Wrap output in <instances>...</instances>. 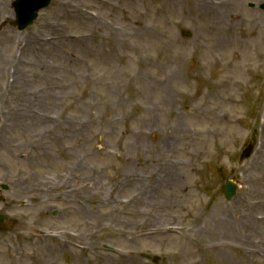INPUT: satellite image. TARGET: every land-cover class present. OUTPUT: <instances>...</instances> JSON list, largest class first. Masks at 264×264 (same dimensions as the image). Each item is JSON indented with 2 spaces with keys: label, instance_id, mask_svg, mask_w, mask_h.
Wrapping results in <instances>:
<instances>
[{
  "label": "rangeland",
  "instance_id": "1",
  "mask_svg": "<svg viewBox=\"0 0 264 264\" xmlns=\"http://www.w3.org/2000/svg\"><path fill=\"white\" fill-rule=\"evenodd\" d=\"M0 1V207L36 232L22 246L35 264H264V0H199L214 7L206 19L190 11L194 0H64L79 19L51 0L23 30L11 25L13 0ZM80 9L103 12L111 27ZM62 34L64 54L29 48ZM229 179L238 188L226 200ZM140 184L150 199L125 206ZM169 194L183 198L170 207ZM158 200L165 207L151 206ZM246 205L260 228L240 229ZM222 206L246 242L214 249L223 234L213 225L151 233ZM59 227L78 231L84 250L39 235Z\"/></svg>",
  "mask_w": 264,
  "mask_h": 264
},
{
  "label": "bare ground",
  "instance_id": "2",
  "mask_svg": "<svg viewBox=\"0 0 264 264\" xmlns=\"http://www.w3.org/2000/svg\"><path fill=\"white\" fill-rule=\"evenodd\" d=\"M1 3L2 2L0 1V4ZM193 3L194 4H191L190 7H189V9H190V11L192 12V14L195 17H199V18L206 19V18H208L212 14V11L210 9L211 8H214V7H211L209 10H204L203 7H202V6H204V7L205 6H208V5L205 4L206 2H204L203 4H200V1L199 0H194ZM209 3L211 4V1L210 0H209ZM76 6H77V4H71V3L65 2L64 0H61L60 3H59V5H58L57 10L59 9V12H61L60 14L63 17H64V15H67L66 16L67 18H69V17L70 18L77 17V19L82 18L83 16L80 13H77V12H69V11H67L65 9V8H67L68 10H72ZM212 6H216V5H212ZM81 11L84 14H86L87 16L89 15V13L87 12V10H86V12H84L83 10H81ZM106 18L107 19H110V17L108 15H106L103 12L99 11V14H98L97 17H95V19H90V18H88V19H90L89 20L90 23H92V24H94L96 26H100L101 27V25H102V29L101 30H106V28L109 29V27H111L110 22H108L106 20ZM53 22H55V21H53ZM132 23L133 24H136V25H139L140 24L139 21H135V22H132ZM53 25H54V27L57 30H60L57 27L58 24L55 26V23H53ZM67 36H64V34H62V35H58V36H54V37L48 38V40H51L52 39L53 41H46L45 39L42 40L41 37H38L37 38V41H38L39 46H38V44H35L36 43L35 41L33 43H31V45H29L28 42L25 45H27V46L29 45L30 46L29 47L30 49H33L34 47L35 48H37V47H39V48L46 47L47 49L49 48V49H53V50L54 49H57L60 52H62V54H64V50L59 45L60 44H66V43H69L70 42L69 41L70 39L68 40L69 42H66L65 40H63ZM68 38H69V36H68ZM71 38L72 39H76L74 42H81L82 40H84L86 38V35L85 34H83V35L76 34V35H74ZM101 39H103V38L101 37ZM72 44H73V42H72ZM79 50H81V46H80ZM81 51H84V50H81ZM49 53H52V50ZM61 57H63V56H61ZM13 75H14V77L12 78V81H11L12 83L18 81L21 78V76H20L21 75L20 74V70H19V74H18V70L17 71H13ZM1 83L4 85V81L2 79H0V84ZM170 170H171V168H170ZM168 175L171 178L175 177L174 175H171V174H168ZM169 176L167 177V180H169ZM138 178H140V176ZM163 178H164V175H163ZM99 188L103 189L102 187H99ZM145 188H146V185L140 184V190H139V192L132 193L131 197H128V199L126 200L125 206L126 205L127 206H130V207H133V206H135V207L142 206V204H144V202H145V201L144 202L142 201L143 199L144 200L146 199V201H148L150 199V197H147L146 194H148L149 192H151L150 191L151 189H149L148 190L149 192H147L145 190ZM99 192H100V196H102L101 195V191H99ZM145 195H146V197H144ZM175 195L174 194H172V195L169 194V199H168V205L167 206H170V207L171 206H174L177 203H179L181 201V199L183 198V196H181L180 194H175ZM154 199L156 200V196L154 197ZM151 206H153V208H155V209H159V208L165 207L164 206V203L161 200H158V202L153 203ZM246 206H248V207L245 209V212L243 213V215L237 217V218H240V221L238 220L240 229L241 228H245V227H249V228H256V227H258V228H260V226L262 225V222H256V221H254L253 220L254 219L253 218L254 216L250 213L251 212V209H253L255 206H253V207H251L250 205H246ZM222 221L224 222L223 225H222ZM234 221H233V219L231 221L229 220V217H228V215H227V213L225 211V208L222 206L220 209L218 208V210L214 214H212V215H210V214L208 215V213H206V214H196L193 217V219L191 220L190 224L186 228L185 227L182 228L181 231L179 232V234H182V231L184 229L186 230V233L187 234L188 233H191L192 234L193 231H196L197 229H203V230L210 229L211 228V225H213L216 229H218V226H221V233L223 235L222 236H218L217 237L218 242H216V243L213 244V248L214 249L221 250V248H223L225 245H227V241L228 240L237 241V242H241V243L246 242V239L243 236L236 235V231H235V228H234L235 227V222ZM172 222L173 221H171L169 219L162 220L161 223H158V224H160V226L162 227V229L157 230L153 234H155V235L165 234L166 233V231H165V225H167L169 223L176 224V223H172ZM202 222H203V225H201ZM142 224H144V223H142ZM218 234H220V233H218Z\"/></svg>",
  "mask_w": 264,
  "mask_h": 264
},
{
  "label": "water",
  "instance_id": "3",
  "mask_svg": "<svg viewBox=\"0 0 264 264\" xmlns=\"http://www.w3.org/2000/svg\"><path fill=\"white\" fill-rule=\"evenodd\" d=\"M48 3V0H17L14 4L16 10V23L20 28L31 22L36 15V10ZM234 185L227 184L224 187L226 197H230L233 193Z\"/></svg>",
  "mask_w": 264,
  "mask_h": 264
},
{
  "label": "flooded vegetation",
  "instance_id": "4",
  "mask_svg": "<svg viewBox=\"0 0 264 264\" xmlns=\"http://www.w3.org/2000/svg\"><path fill=\"white\" fill-rule=\"evenodd\" d=\"M7 207V206H6ZM4 221H5V219H4ZM2 224V223H1ZM31 240H29V242H30ZM0 251H1V249H0ZM2 255V254H1Z\"/></svg>",
  "mask_w": 264,
  "mask_h": 264
}]
</instances>
